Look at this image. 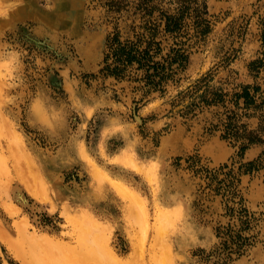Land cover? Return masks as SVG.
Returning <instances> with one entry per match:
<instances>
[{
    "label": "rangeland",
    "instance_id": "374dc122",
    "mask_svg": "<svg viewBox=\"0 0 264 264\" xmlns=\"http://www.w3.org/2000/svg\"><path fill=\"white\" fill-rule=\"evenodd\" d=\"M180 3L0 0V264H264V0Z\"/></svg>",
    "mask_w": 264,
    "mask_h": 264
},
{
    "label": "trees",
    "instance_id": "16d2710c",
    "mask_svg": "<svg viewBox=\"0 0 264 264\" xmlns=\"http://www.w3.org/2000/svg\"><path fill=\"white\" fill-rule=\"evenodd\" d=\"M196 4L198 5V0L196 1L181 0L180 9H179L180 14L177 12L178 14L169 15L167 17V23H166L167 30L171 32L177 31V29L181 25L182 20L184 19L185 14L188 13L189 11V15H191L196 20V23L198 27L201 29V32L207 33L209 31V26L205 24L206 20L203 17V13H201L199 6L195 7ZM190 10H192L191 13H190ZM115 54L120 57L119 59H122L123 57H125V61L128 62L129 64L130 63L133 64L134 60H138V62L142 65L143 63H146V61H148L147 58H151L149 56L150 55L149 48L144 51H140V50L135 49L134 46H132L130 49H127L126 47L118 48L115 51ZM250 89H251V86H246L244 88L243 93L236 94V96L238 98L245 97L248 99L250 97V92H249ZM247 135H248L247 139L249 141V144H253L259 141V136L255 132H249V134ZM248 145L243 147V150H245Z\"/></svg>",
    "mask_w": 264,
    "mask_h": 264
},
{
    "label": "bare ground",
    "instance_id": "6f19581e",
    "mask_svg": "<svg viewBox=\"0 0 264 264\" xmlns=\"http://www.w3.org/2000/svg\"><path fill=\"white\" fill-rule=\"evenodd\" d=\"M63 1H64V4H65V6H66L67 8H73V7H75V6L77 5V0H62V2H63ZM102 178H103V177H102ZM117 184H118L120 187H118V186H116V185H115V186L118 187L117 189H118V190H121V192L123 193L126 189L124 190V188H123V186H122L121 184H119V183H117ZM17 193H18V192H17ZM122 193H121V194H122ZM125 193H128V194L126 195V196L129 195L128 198H131V197H132L131 194H129V190H128L127 192L125 191ZM18 195H19V194H18ZM123 195H124V193H123ZM130 196H131V197H130ZM1 197H3V196L1 195ZM133 197H134V196H133ZM15 198H17V197H15ZM18 198H21V197H18ZM18 198H17V199H18ZM1 199H2V198H1ZM18 200H19V199H18ZM0 201H1V200H0ZM3 202H4V201H3ZM8 202H9V201H8ZM19 202H20V201H19ZM0 203H1V205H2V202H0ZM4 203H6V201H5ZM10 204H11V203H10ZM10 204H9V203L6 204L8 208H10ZM6 205H5V207H6ZM11 205H12V207H13L14 204H11ZM3 206H4V204H3ZM14 206H15V205H14ZM5 207H4V208H5ZM16 207H17V206H16ZM8 208H6V209H8ZM14 208H15V207H14ZM6 209H5V210H6ZM11 209H13V208H11ZM11 209H10V210H11ZM6 211H8V210H6ZM16 211H19V212H20V208H19V210H15V212H16ZM12 212H14V211L12 210ZM8 213H9V212H8ZM10 214H11V212H10ZM17 214H18V212H17L15 215H17ZM11 215H12V214H11ZM22 222H23V223H22ZM22 222H19V224L22 223V224H23V228H24V226H25V229L22 228V229H21L22 232H21V230H19L20 227H18L17 230L19 231V233H20L21 235L23 234L22 236H24V235H25V232H27L26 230H27V226H28V225L24 224L25 221H22ZM17 223H18V222H17ZM25 223H26V222H25ZM19 224L16 225V226H19ZM22 224H21V227H22ZM93 225H94V228H95L96 230H99V225H98V224L94 223ZM28 229H29V228H28ZM23 230H24V231H23ZM96 233H99V231L96 232ZM0 234H1V233H0ZM1 238H4L3 240L5 241V237H4L3 234L0 236V239H1ZM6 241H7V239H6ZM37 241H38L39 244H41L43 241L45 242V240H43V239H42V240L37 239L36 242H37ZM6 243H7V242H6ZM111 257H112L111 260H113V263H114V264H123V263L119 260V258H117L115 255H114V256L111 255Z\"/></svg>",
    "mask_w": 264,
    "mask_h": 264
}]
</instances>
